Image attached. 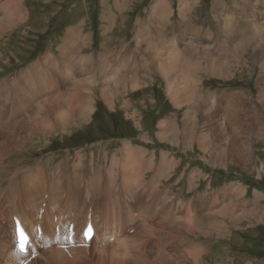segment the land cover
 Here are the masks:
<instances>
[{"label": "bare ground", "instance_id": "bare-ground-1", "mask_svg": "<svg viewBox=\"0 0 264 264\" xmlns=\"http://www.w3.org/2000/svg\"><path fill=\"white\" fill-rule=\"evenodd\" d=\"M199 1L178 0L174 10L170 0H153L147 25L133 36L134 46H122L123 39L118 47L109 34L135 2L102 0L103 43L97 54L85 53L92 36L75 26L65 31L56 53L47 52L0 79V264H203L210 250L201 238L231 236L243 223L247 234L255 223L264 222V195L254 191L247 199V188L240 183H225L212 193L206 190L201 196L207 199L190 212L184 204L166 211L173 201L195 198L186 200L184 192L165 186L180 160L163 149L157 157L155 151L130 141L122 142L110 158L105 151L97 162L93 154L78 151L55 165L53 155L46 166L6 163L10 157L21 163L19 155L33 142H50L90 125L98 103L112 114L123 98L129 110L125 96L153 86V75L158 74L164 82V88H158L164 105L174 110L168 118L161 113L157 119L160 143L182 153L197 147L215 168L238 166L242 173L264 174L254 146L255 140L264 139V0H212L213 30L193 26ZM175 14L181 30H172L169 37L166 24ZM27 15L22 0H0V40L23 26ZM5 54L0 52V59ZM255 68L260 71L253 97L247 89L224 94L201 88L204 74L228 82L232 75ZM134 113H126V120L140 129L141 115L138 112V119ZM142 138L149 140L147 135ZM186 169L174 181L177 186L185 179L183 187L190 192L207 175L198 168L186 174ZM15 216L31 234L41 226V239L32 237L30 258L14 250ZM89 220L95 233L86 244L81 232ZM99 230L104 234L96 235Z\"/></svg>", "mask_w": 264, "mask_h": 264}, {"label": "rangeland", "instance_id": "rangeland-1", "mask_svg": "<svg viewBox=\"0 0 264 264\" xmlns=\"http://www.w3.org/2000/svg\"><path fill=\"white\" fill-rule=\"evenodd\" d=\"M22 1L23 8L28 14V20L10 36L4 37L3 40H0V43H2L0 52L6 53L0 59V67H3L2 69L0 68V71H3V69L7 71H3L4 73L0 76V79L7 78L12 74L11 72H14V70H16L15 72L22 71L36 59L44 56L47 52L53 51L56 53L65 31L75 26H80L83 28L84 34H90L92 36L91 48H87L85 53L97 54L101 50V45L103 43V22L101 21L103 9L102 0H64L62 4L60 2L59 4L57 3L61 0H52V4H46V1L51 0ZM132 1L135 3L132 6L129 5L130 8L128 7L127 11L122 13L112 32L109 34L111 35L110 38H113V41L117 43L118 47L126 46V43L129 42L134 46L133 39L139 27H145L147 25V19L150 14L153 0ZM177 1L178 0H170L174 10L177 8ZM225 1L230 4V1L232 0ZM211 3L212 0H200L198 2V6L194 11L196 23H194L193 26L202 29L204 28L203 30L214 29V22L209 14ZM175 22L176 14L173 17L171 24H166L167 32L169 33L167 35H169V37H172L173 35L171 32L172 30H174V33H178L181 30L180 27L175 25ZM122 24L124 26H121ZM36 30L38 32H36ZM123 39H125L124 43L122 42ZM120 42H122V46L120 45ZM128 50H130L129 47ZM8 57H11L10 61L8 60ZM115 57H117V55H115ZM259 71V68H255L254 70L250 69V75L248 71L242 73L238 72L237 74L232 75L228 82L221 79L217 80L214 77L204 74L203 80L201 79V88L210 91L220 90L222 93L225 92L224 94H235L240 89H247L253 97L258 90L254 80L258 77ZM153 77V86L148 85V87H144L145 89L138 93L131 92L129 93L130 96H125L124 100L130 104L129 110H126L125 107H123V98H120V100L117 101L115 108L112 110V114L109 113L111 111L104 107L102 103H98V110L96 114L93 115L94 118H91L90 125H85L86 127L81 128L78 131L74 130L73 134H68L64 137L55 136L50 142L43 141V143L40 144H34L33 142L32 146L28 145L26 150L19 155L18 158L21 163H18V159L14 157L7 159L6 163L8 165L17 163L23 165V167H30L33 164L39 163L46 166L47 162L50 163L48 159L53 155L54 159L52 164L55 165L59 160H62L63 157L67 155L73 157L78 151H82L83 154L86 156L88 155V157L93 154L95 161L97 162L100 155L103 156L105 151H109L107 153L110 158V155L117 152L121 147L120 145H122V142L130 141L132 145L145 147L148 149L149 153L155 151L157 157L163 149L170 151L171 155L180 160L179 168L171 177L170 182L165 184V186H168L167 188L170 191L177 194L184 192L186 200L192 197L195 198L191 201L180 203L173 201L171 207H165V210L168 212L174 211L176 207L181 208L182 204L185 205L186 211L190 212L195 203L207 199L208 196H201L202 193L206 190L208 193H212V191L219 189L225 183H240L245 186L247 188V199L252 198L251 195L254 191H258L264 195V174L257 176L255 173H242L243 171L238 166L215 168L203 160L204 155L202 156V153L197 147L192 151L187 150L188 153H182L172 150L173 148L176 149V147H172L170 144L160 143L156 139L155 132L156 126L160 121L157 120L159 115L165 113L167 115L166 118H168L174 110L171 111V108L168 105H164V98H161L162 90L158 89L164 88V82L161 77L158 74H154ZM149 98H152L153 100ZM97 100L100 99L97 98ZM115 111L116 113H114ZM133 111L136 112L138 119L141 115V121L139 123L140 126H142L140 129H136L132 121L126 120V113L127 115H132L134 113ZM259 114H262V112H259ZM144 135H147V138L149 139L148 141H145V139L142 138ZM255 141L254 146L256 149V156L259 157L261 162H264V160H261L264 159V139ZM71 163H73V160ZM185 167H187L186 174H188L192 168H198L203 174L207 175V177H203L197 182L198 188L190 192L183 187L185 179L181 180L180 184L177 186L176 181H174L178 178L180 172H182ZM87 172L90 173L89 170H87ZM151 176L152 173L148 174L147 178L149 179ZM109 184H111V182H107V185ZM209 196L217 198L213 195ZM261 206L264 208V199L261 201ZM2 224H4L3 221ZM242 225L241 227L245 228V223ZM242 228L240 229L239 227L233 230L231 236L227 235L222 238H218L217 236L201 238L200 240L205 244V248L210 250L204 256L203 264H264V222L255 223L254 227L247 234L243 232L244 229ZM98 234H104V232L99 230L96 235Z\"/></svg>", "mask_w": 264, "mask_h": 264}, {"label": "snow or ice", "instance_id": "snow-or-ice-1", "mask_svg": "<svg viewBox=\"0 0 264 264\" xmlns=\"http://www.w3.org/2000/svg\"><path fill=\"white\" fill-rule=\"evenodd\" d=\"M21 236H23V233H21ZM23 250V249H22Z\"/></svg>", "mask_w": 264, "mask_h": 264}]
</instances>
